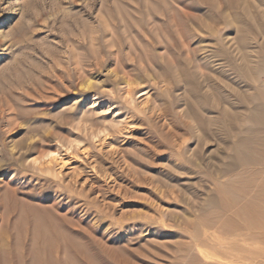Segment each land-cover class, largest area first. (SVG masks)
<instances>
[{
    "label": "rangeland",
    "instance_id": "obj_1",
    "mask_svg": "<svg viewBox=\"0 0 264 264\" xmlns=\"http://www.w3.org/2000/svg\"><path fill=\"white\" fill-rule=\"evenodd\" d=\"M262 52L264 0H0V264H264L214 208L219 125L197 155L183 116L224 72L250 128Z\"/></svg>",
    "mask_w": 264,
    "mask_h": 264
},
{
    "label": "bare ground",
    "instance_id": "obj_2",
    "mask_svg": "<svg viewBox=\"0 0 264 264\" xmlns=\"http://www.w3.org/2000/svg\"><path fill=\"white\" fill-rule=\"evenodd\" d=\"M258 55H260V57L263 58V62H264V52L259 53ZM243 60H244L243 65L246 69L248 64L246 63L245 56ZM263 72H264V65H263ZM220 76H221L220 78L221 85L218 88V103L215 104L213 102L215 98L213 99V94L210 93L209 90H206L203 93H199V94L198 93L192 94L193 95L192 104H190L189 107L183 111V116H191L193 119H195V122L197 123L196 125L189 124L185 127L188 133L193 134L191 138L195 136L197 145L198 144L199 145L194 152L197 155H199V154H204L205 152V146H207L206 144H208L206 138L212 137L213 134L215 133L213 126L215 124L219 125V131L221 133L220 162L226 165V169L224 170L223 173H225V175L230 174V177H228L227 178L228 180L223 181V183L217 187L218 195H215V199L213 200L214 208L217 210L216 212L218 214L228 215L227 228L231 230L237 229L240 230V232L244 229L250 230V234H252V236H254L257 239V237H264V135H259V134H264V88L257 85L255 86L253 94L256 95V97L258 98V103L253 106H249V109H246L252 121V126L247 129H243V127L241 128L238 126V129L240 130L236 131L237 134H236L235 142L233 144H229L228 143L229 134L236 133L235 128L231 123L232 119H237L238 115L244 110L241 111L237 109L235 111L231 109L229 105L230 100L227 93L228 85H229L228 78L224 72H222ZM197 84L198 83H196V88L198 89L200 88V84H198V86ZM131 90L132 89L130 87L129 91ZM238 92H239L238 94H239L240 102L242 104L246 103L245 92L244 91H238ZM196 97L198 98L195 99ZM214 108L218 113L216 119L213 118L212 116L205 115V111H213ZM191 114H193V116ZM181 116L182 114L180 115V117ZM194 127L196 129L199 128L202 134L200 135L196 133L194 131ZM230 150L232 151L231 155H229ZM49 157L51 158L50 161L52 159L55 160L56 154ZM227 160L229 161L227 162ZM187 161L193 163L196 162L197 160L194 161L193 159L190 158ZM213 163L214 162L212 159H204V166L206 170H210L211 167L213 166ZM246 234L248 236V232L244 234L245 237H247ZM244 236H242L243 238L242 237L241 238L244 239L245 238ZM238 237H236L235 239H237ZM244 240H246V238ZM238 242L243 243V241H238ZM246 242L249 243L248 240ZM242 245L245 246V244ZM234 250L232 251L234 252ZM238 250H236L235 252H238ZM243 251L245 252L246 250ZM239 254H241L240 251L236 254V256H238ZM229 255L227 259L231 257V255L230 257ZM234 256L235 255L233 254V257ZM240 256L242 255H239L238 257ZM238 257L237 259L236 258L235 259L239 260ZM231 259L232 257L230 258V261H232Z\"/></svg>",
    "mask_w": 264,
    "mask_h": 264
}]
</instances>
